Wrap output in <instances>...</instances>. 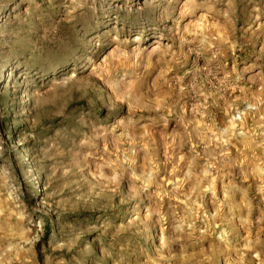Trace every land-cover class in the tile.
Returning a JSON list of instances; mask_svg holds the SVG:
<instances>
[{"label":"rangeland","instance_id":"obj_1","mask_svg":"<svg viewBox=\"0 0 264 264\" xmlns=\"http://www.w3.org/2000/svg\"><path fill=\"white\" fill-rule=\"evenodd\" d=\"M0 264H264V0H0Z\"/></svg>","mask_w":264,"mask_h":264}]
</instances>
